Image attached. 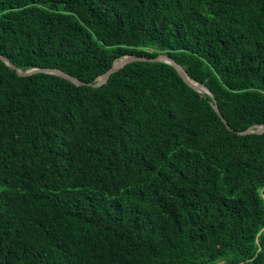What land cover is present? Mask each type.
Listing matches in <instances>:
<instances>
[{"label": "trees", "instance_id": "obj_1", "mask_svg": "<svg viewBox=\"0 0 264 264\" xmlns=\"http://www.w3.org/2000/svg\"><path fill=\"white\" fill-rule=\"evenodd\" d=\"M0 264H264V0H0Z\"/></svg>", "mask_w": 264, "mask_h": 264}, {"label": "water", "instance_id": "obj_2", "mask_svg": "<svg viewBox=\"0 0 264 264\" xmlns=\"http://www.w3.org/2000/svg\"><path fill=\"white\" fill-rule=\"evenodd\" d=\"M0 59L2 61L5 62L6 65H8L10 68L14 69L17 71L18 74L22 75V76H30L33 74H37V73H46V74H54V75H58L60 77H63L65 79H68L70 81H72L73 83L77 84V85H87V86H92V87H100L102 85H104L109 78L111 77V75L115 72H117L118 70L124 68L126 65L136 62V61H151V62H165V63H169L171 64L173 67H175V69L177 70V72L180 74V76L183 78V80L190 86L192 87L194 90L200 92V93H206L209 94L213 100H214V109L217 112L218 116L222 119V121L226 124V126L229 129H232L229 124L227 123L225 117L223 116V114L221 113L219 106L217 104V100L214 97V94L212 93V91L204 86L201 83H197L195 82L192 78H190V76L187 74V72L184 70V68L174 59L172 58L169 54L165 53V54H160L156 57H147V56H137L134 54H129L124 56L123 58L120 59H116L112 65V67L105 72L103 75H101L98 79L97 82H84L72 75H70L69 73L61 70V69H56V68H32L29 69L27 71H23L19 68H17L10 60H8L7 58L0 56ZM233 130V129H232ZM239 134L242 135H246V134H252V133H257V134H263L264 133V124H259V125H254L250 128H248L245 131H236Z\"/></svg>", "mask_w": 264, "mask_h": 264}]
</instances>
